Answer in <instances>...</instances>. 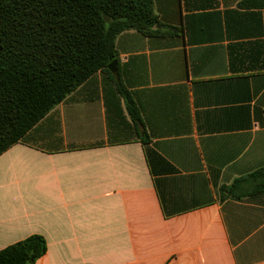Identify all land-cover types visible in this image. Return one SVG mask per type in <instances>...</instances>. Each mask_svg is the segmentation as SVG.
Instances as JSON below:
<instances>
[{"label":"crops","instance_id":"0c3cea01","mask_svg":"<svg viewBox=\"0 0 264 264\" xmlns=\"http://www.w3.org/2000/svg\"><path fill=\"white\" fill-rule=\"evenodd\" d=\"M153 0L155 32L116 39L97 71L0 155V250L35 264H264V190L221 189L264 166V7Z\"/></svg>","mask_w":264,"mask_h":264},{"label":"trees","instance_id":"16d2710c","mask_svg":"<svg viewBox=\"0 0 264 264\" xmlns=\"http://www.w3.org/2000/svg\"><path fill=\"white\" fill-rule=\"evenodd\" d=\"M241 5L264 7V0ZM158 23L153 0H0V155L97 71L118 81L109 65L119 60V34H151ZM120 88L140 122L134 100ZM262 190L264 166L221 193L244 197ZM47 250L46 238L32 234L0 250V264H35Z\"/></svg>","mask_w":264,"mask_h":264},{"label":"water","instance_id":"95a60500","mask_svg":"<svg viewBox=\"0 0 264 264\" xmlns=\"http://www.w3.org/2000/svg\"><path fill=\"white\" fill-rule=\"evenodd\" d=\"M109 69H110L113 73L117 72V61H116V60L113 61V62L109 65Z\"/></svg>","mask_w":264,"mask_h":264}]
</instances>
